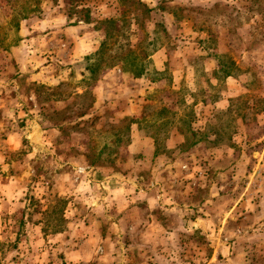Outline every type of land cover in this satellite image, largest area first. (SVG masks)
Returning a JSON list of instances; mask_svg holds the SVG:
<instances>
[{"label": "rangeland", "instance_id": "obj_1", "mask_svg": "<svg viewBox=\"0 0 264 264\" xmlns=\"http://www.w3.org/2000/svg\"><path fill=\"white\" fill-rule=\"evenodd\" d=\"M136 1L0 0V264H264V0Z\"/></svg>", "mask_w": 264, "mask_h": 264}, {"label": "trees", "instance_id": "obj_2", "mask_svg": "<svg viewBox=\"0 0 264 264\" xmlns=\"http://www.w3.org/2000/svg\"><path fill=\"white\" fill-rule=\"evenodd\" d=\"M8 2H10L13 5L12 8V15L10 20L8 21V25L11 27H18L20 20L27 18L31 13H33L34 11H36L38 9V1L39 0H7ZM71 2L74 0H68ZM132 2L139 4L144 8V10L142 12H146L148 11V8H146V6L144 5V3H142L141 1H136V0H132ZM73 7H77L76 5ZM74 8V9H75ZM81 13L82 19L86 22H89L90 18H91V10L90 7L88 5H83L79 10H77ZM103 23L108 24L109 27H112L115 22L116 19L114 18H107L102 20ZM108 27V29H109ZM107 29V30H108ZM106 30V31H107ZM3 42H0V46L2 45ZM105 46V41L102 42L101 47L103 48ZM130 54H133L134 52L129 51ZM232 63V62H231ZM143 68H139V70L137 71L136 75L139 76L142 74ZM225 71V75H231V70H224ZM132 121V120H131ZM60 201H58L57 204H59ZM56 204V205H57ZM60 229L55 228L53 230H51V232H59Z\"/></svg>", "mask_w": 264, "mask_h": 264}, {"label": "crops", "instance_id": "obj_3", "mask_svg": "<svg viewBox=\"0 0 264 264\" xmlns=\"http://www.w3.org/2000/svg\"><path fill=\"white\" fill-rule=\"evenodd\" d=\"M17 50H15V52H14V54H17V52H16ZM15 139V138H14Z\"/></svg>", "mask_w": 264, "mask_h": 264}]
</instances>
